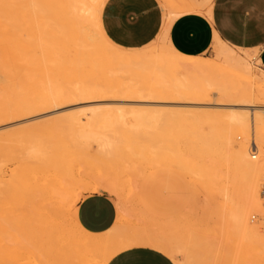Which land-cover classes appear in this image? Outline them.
Returning a JSON list of instances; mask_svg holds the SVG:
<instances>
[{"label":"bare ground","instance_id":"1","mask_svg":"<svg viewBox=\"0 0 264 264\" xmlns=\"http://www.w3.org/2000/svg\"><path fill=\"white\" fill-rule=\"evenodd\" d=\"M103 1L0 0V122L60 109L6 141L27 165L48 166L56 159L53 163L65 162L67 169L65 150L75 155L90 151L92 142L97 146L81 164L84 172L88 166L90 181H75L72 171L51 163L59 174L65 172L64 179L53 176L49 184L41 178L36 189L33 183L30 209L39 217V231L27 232L8 219L0 227L1 240L37 264H107L136 245L158 248L175 264L209 259L264 264V70L259 59L215 35L214 58L176 52L167 42V29L182 13L205 5L194 0H161L166 23L159 38L138 50L121 49L102 33ZM74 103L84 105L63 111ZM144 163L173 166L193 179L207 196L188 207L198 214L197 222L183 216L158 220L140 209L136 181L144 176ZM98 190L117 199L115 224L102 234L85 230L76 213L82 194ZM215 236L218 246L211 240ZM16 259L0 255V264H18Z\"/></svg>","mask_w":264,"mask_h":264},{"label":"crops","instance_id":"2","mask_svg":"<svg viewBox=\"0 0 264 264\" xmlns=\"http://www.w3.org/2000/svg\"><path fill=\"white\" fill-rule=\"evenodd\" d=\"M194 1L205 5L199 12L182 13L167 29V42L176 52L188 57H207L205 55L213 50L216 37L249 54L258 49L257 58L260 67L264 68V0ZM165 15V8L158 0H104L99 10V23L102 33L113 45L138 50L159 38L166 23ZM165 191L168 200H178L175 189ZM137 205L154 219L167 221L179 217L168 213V209L158 215L141 198H137ZM76 213L85 230L94 234L105 233L115 224L117 199L105 190L91 192L78 202ZM107 264L175 262L158 248L136 245L118 252Z\"/></svg>","mask_w":264,"mask_h":264},{"label":"rangeland","instance_id":"3","mask_svg":"<svg viewBox=\"0 0 264 264\" xmlns=\"http://www.w3.org/2000/svg\"><path fill=\"white\" fill-rule=\"evenodd\" d=\"M158 1L160 4L162 3L161 0H158ZM162 5H163V3H162ZM252 52L255 54L256 57L258 56V49H256L255 51H252ZM214 55H215V53L211 49L210 51H208L206 53L205 56L210 57V58H214L215 57ZM262 69L264 70L263 67H262ZM81 104L82 103H80V104L78 103V105H77V103H74V104L68 105L67 107H65L63 109V111H65V110L72 111L73 108L78 110V108L80 109V108H82V105H84V104H82V105ZM134 104H139V103H134ZM144 104L147 105V103H144ZM149 105H161V103L160 104L159 103H157V104L156 103H149ZM171 106H173V105H170L169 108H172ZM182 108L184 109V107H182ZM186 109H184V110H186ZM58 110H60V109H58ZM58 110L57 109L56 110L54 109L52 111L49 110L47 113H46V111H43L45 113H42V114H39L38 112L34 113V114L31 113L30 115L21 116L20 118H17V119H11V120H6V122L5 121L0 122V142L2 145L0 148V155H1L0 156V174H1V176H0V180H1L0 181V227L3 225L4 221H7L8 219H16L17 223L20 222L19 224H21V226L23 228L26 227L27 232L29 230L32 232L33 228H34L33 230H35L36 232L39 231L38 230L39 229V227H38L39 222L38 221L35 222V220H38L39 217L36 215H35L36 218L33 217L34 212H33L32 208L30 209V206L33 204V203H31L32 199H34L33 198L34 196H32V195H34V193H36L34 191V188L36 189V185L38 182H40V183L42 182L43 179H41V178H44V179L47 178L46 181L51 180V178L53 176L55 178L57 176L56 180L58 178L64 179L65 176L62 174H64L65 172L63 173L62 171H67V172H69V174H71L70 172L72 171L73 172L72 176H73V178H75V181L79 177L83 178L85 181H90L89 180L90 177H88L89 175L87 174L88 178L85 176V172L87 173V171H88V168H87L88 166L85 167V172H84V168L82 170L81 164H82V166L84 165V158H85V161L89 160V158L91 157V154H95V152L97 150V146L94 145L95 143H93V142L91 143L92 145L91 144L89 145L90 151H86V152L84 151L82 153L80 151V152H78L79 154L74 155L73 152H75V151L73 149L69 148V149L65 150V152L62 155H65V156L67 154L69 155V152H70V156H66L67 158L65 156H63L64 157L63 158L61 155V157L64 160L68 159L67 164H69V161H70L69 167H71V168H69V169H67L68 165H63L65 162L63 163L61 159H60V162H62V164L61 163L55 164L53 162H55L56 159L54 160L53 157H51L52 159L49 157L51 161L54 160L53 162H51L52 164H54V165H60L61 164V165H63L64 168H65V166H67V168H65L66 170H64V168L60 165L59 166V167H61L60 170H62V168H63V170L61 171L62 174H59L60 170L56 171V169H53L54 166H50L51 163L49 161L48 162L50 164L47 163L48 166L45 164L46 162L44 163L47 166V168H45V165L43 166V164L41 163V165L45 169L44 168L42 169L41 168L42 166L40 164H39L40 167H38V165H36L35 161H33V162L32 161H28V162L26 161L27 163H30V164H28L29 165L28 166L25 162H23L24 160L21 159V152L15 151L17 148L12 150L13 146L10 145L9 141H6L10 135L13 137L17 133L16 131L18 129L21 130L20 129L21 127H24L25 129H27L28 126H30L32 123H33V125H31V126L34 127L35 125H37V122L39 125V124H41V121L43 123V122H45L44 120L47 121L49 119L54 118L53 116H56ZM19 130H18V133H20ZM13 131H14V133H13ZM21 131H23V128ZM9 132L10 133L12 132V133L10 134ZM6 133H9V134H6ZM8 143H9V145H8ZM66 151H69V152L67 153ZM75 153H77V152H75ZM73 156H74V158L75 157L76 158L74 159ZM71 159H74L76 161L71 160ZM82 160H83V162H82ZM24 163L26 165H24ZM150 165H151L150 163L149 164L144 163V166H143V172H144L143 175L144 176L139 178L136 181V194L135 195L137 196V198H141L148 205L150 210L156 212V214H158V215L164 214V211H166V209H168L167 212L170 214H174V215L181 216V217L183 216V218L187 217L188 219L185 220L186 222L191 221V220L192 221L195 220L197 222L198 214L196 212L190 213V211H187V210H188V207H191L192 205H194V206L200 205L204 201H206V199H207L206 194L203 193V191L199 188L198 185L196 186L195 182H193V179L190 178L189 176H187V174H185V172L183 170L177 169L173 166L166 167V166H163L161 164H152L153 166L152 165L150 166ZM49 166H50V168H48ZM59 167H58V169H59ZM66 174H68V173H66ZM58 175H62V178L58 177ZM54 177H53V179H54ZM80 180L81 179H78L77 182H80ZM33 183L35 184V187H34ZM44 183H46V182H44ZM49 184H50V182H49ZM45 185L46 184H44L43 187H45ZM47 185H48V183H47ZM32 187H34V188H32ZM31 188L33 189L34 192L32 191ZM168 188H171L172 190L175 189L177 191L178 200H175V201L171 200V199L168 200V195H167V192L165 191ZM199 189L201 191H199ZM31 191H32V194H31ZM87 194H89V193H83L82 195H87ZM31 196H32V199H31ZM28 201H30V202H28ZM114 201H115V199H114ZM167 207H170V208H167ZM25 211H27L28 214L29 213L30 214L27 215ZM31 212H32V216H31ZM189 213H190V215L192 214L190 216L192 219H190V220H189V218H190ZM24 214H25V216H24ZM184 215H186V216H184ZM194 215H197V216L194 217ZM29 217H31V221H30ZM33 218H34V220H33ZM193 218H195V219H193ZM24 224H25V226H24ZM211 240L217 246L221 243V241L216 236L211 238ZM19 250L20 251H18V250L15 251L14 248L10 249L9 247L5 246V244L3 243V241L0 238V255H7L9 258L10 257H16L17 258L16 260H18L17 261L18 264H35L36 263L35 262L36 260L33 257H30V256L27 257V256H23V255L21 256L20 254H21L22 250L21 249H19ZM181 256H180V258L184 259L183 256H185V254L182 253ZM241 260L237 261L236 263L237 264H249L248 261H245V260L241 261ZM205 262L206 263H203V264H219V263H216L214 259H209ZM225 262L226 263H224V264H227V263L231 264L230 261H225ZM236 263H232V264H236ZM221 264H223V263H221ZM250 264H261V262H259V260H255V261H252V263H250Z\"/></svg>","mask_w":264,"mask_h":264}]
</instances>
